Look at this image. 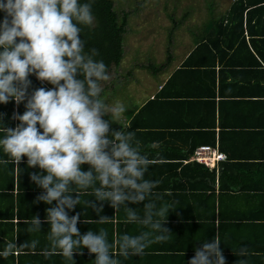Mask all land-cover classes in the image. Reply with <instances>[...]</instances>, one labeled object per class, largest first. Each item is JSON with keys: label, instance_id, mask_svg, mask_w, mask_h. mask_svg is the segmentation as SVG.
<instances>
[{"label": "clouds", "instance_id": "9594fccd", "mask_svg": "<svg viewBox=\"0 0 264 264\" xmlns=\"http://www.w3.org/2000/svg\"><path fill=\"white\" fill-rule=\"evenodd\" d=\"M94 3L0 0V105L13 101L16 105L23 103L25 109L22 114L13 113L11 119L18 121L15 127H6L0 114V153L8 163L18 165L23 157L27 169H37L29 173L30 180L41 189L36 201L50 205L44 217L48 225L46 254L58 253L75 264L73 254L79 255L86 248L94 254L91 264H120L117 256H140L151 244L166 241L172 233L163 224L177 207L158 206L155 201L143 203L159 184L145 178L151 160L139 142H134L132 131L120 126L110 132V122L119 124L127 106L119 101L110 105L102 98V82L109 80L107 65L96 59L98 49L86 50L87 42L81 38L83 28L95 22ZM32 75L53 87L29 92L28 77ZM105 116L108 120L103 119ZM191 160L196 161L193 154ZM82 165H87V170H82ZM88 189H92L94 200L83 203L95 211L96 221L110 220L100 215L103 204H96L107 202L115 211L123 206L127 221L146 229L139 235L120 236L115 255L105 229L81 235L76 226L81 214L68 215L81 205L77 190ZM141 203L143 216L128 206ZM28 231L41 232L38 217L32 216ZM221 242L218 231L211 242L204 240L200 248L194 249L187 264H226ZM37 244L34 239L17 246L13 240L0 249V258H7L19 248L35 249ZM246 252V247L239 248L236 255L244 257Z\"/></svg>", "mask_w": 264, "mask_h": 264}, {"label": "crops", "instance_id": "0c3cea01", "mask_svg": "<svg viewBox=\"0 0 264 264\" xmlns=\"http://www.w3.org/2000/svg\"><path fill=\"white\" fill-rule=\"evenodd\" d=\"M194 47L195 44L190 47V50L184 57L171 67L169 72L162 74L163 79H151L145 72L137 81H132L135 89L132 97L142 101H140V104H134L131 105V108H127L126 114L123 115L118 123L127 124L128 118L130 119L133 116L136 118V114L140 112L139 110L148 100H153L157 94L158 99L150 105V114L142 113V115H139V120H136L142 132H139L138 128L133 131L139 132L138 134L143 142L140 145L143 147H145L144 145L149 146L154 152V156L159 155V150L163 154H166L175 152L177 148L187 149V145H189L195 135V133L192 134L190 131L198 126L211 123V105L209 106V103H204L202 98L208 95L207 93L211 91L212 85L207 79L205 87L201 86L200 77L203 73L200 70L192 72L190 74V78L192 79L187 80L186 83L182 79H175L169 85L166 84L168 78L181 65L182 61ZM245 52L243 51L242 55ZM240 55V53L237 55L239 61L242 59V55ZM227 57L223 59V63L222 61L215 63V113L216 118L218 117V111L220 114L222 113L223 122L226 124L230 123L228 126H231V123L235 122V119L236 122H244L248 121L246 120L247 118L258 115L254 109L256 107H254L253 101L260 97L259 95L261 94L258 92H260L261 88L255 84V71L250 70L251 72H249L245 70L249 68L238 66L241 65L239 63L230 65L225 60ZM140 66L142 68L139 67L137 71H144V65ZM245 79L249 82L245 81ZM218 80L219 88L217 84ZM161 93L163 95L160 96ZM131 101L134 103L133 99ZM192 101L194 103H191ZM4 108V104L0 105V114H3V123L8 127L11 121L9 118L8 120L5 119L6 113ZM249 108H252V110H249ZM185 123L186 126L182 127ZM15 124L16 121L14 120V127ZM244 126H237V128H251V126ZM189 128V133L186 130H181ZM218 131L219 128L216 127L215 147L219 150ZM138 134L136 137H138ZM239 136V138L236 137L238 144H235V147L237 149L239 148V150H243L247 154L261 152L262 154L256 157L264 159V134L259 133L249 138L244 137L243 133L239 132ZM154 143L157 145L155 148L152 147ZM223 153L225 154L226 151ZM236 154L238 153L235 152ZM191 159L192 157L190 160H183L182 163H190L192 162ZM25 161L26 158L22 157L18 165L8 163L7 157L3 153H0V249L6 243L13 240L17 246L23 243L30 244L34 239L38 241V244L35 249L27 247L15 250L7 258H0V264H72L70 260L58 253L46 254L49 248L47 241L48 225L44 222V217L46 214L45 210L50 205L36 201V197L40 194L41 189L36 187L34 182L30 180L29 173L35 172L37 169H27ZM226 161L225 180L229 183L232 181L237 182L239 186L237 189H242L241 191L231 190L235 196L231 195L230 191V195L219 197L216 180L214 197L212 195L208 196L206 193H191L189 190L177 192L168 188H166L167 190L163 189L160 192V201L155 202L158 206L160 204H170L177 207L168 213L166 222L163 224V227H166L172 234L166 241L151 244L140 256L136 255L127 259L117 256L120 264H187L188 260L195 254L188 247L197 246L199 241L205 239L203 238L204 235H201L200 232L206 230L208 233L212 228L215 235L218 231L222 234V241H227V238L231 234L237 233L235 231L244 230L243 237L250 235L253 239V241H246L249 245L251 244L252 247L257 248L264 247V226H252V229H249L251 231L247 227L242 226L243 223L240 224L241 228L233 226L235 221H241L236 220L235 216L244 215V210L247 206L251 207L253 216L264 219L262 218L264 212L260 213L261 208L264 210V162L254 163L250 160L252 164L250 166L248 161H243L241 158L227 159ZM242 164H246L249 167L247 168ZM218 166L219 164L216 163L214 167L216 173H218ZM81 167L82 170L87 169L85 165ZM161 185L164 188L165 184L160 181L159 186ZM77 191H79L81 197V205L75 206L68 215L81 214V220H78L76 225L81 235L89 230L95 232L96 230L105 229L108 232V239L112 243L111 251L114 255L118 251L116 241L120 236L123 234L139 235L141 231L146 230L140 224L127 221V213L123 206L115 211L107 202L97 201L96 204L97 206H100L101 203L103 204L100 213L103 216L108 214L112 209V217L110 218L109 216L110 220L105 223L96 221L98 216L95 211L91 207L87 208L83 203L88 199L94 200L91 197L92 189ZM220 198L224 200L220 201ZM149 201L154 200L146 198L143 203ZM143 203L136 205L129 204L128 206L134 208L138 215L143 216ZM220 214L223 217H219ZM32 216H36L41 220V232L28 231L31 227ZM201 219H205L207 223ZM241 219L247 221L244 217H241ZM82 220L88 223H83ZM217 224L219 227L216 226ZM197 238L202 239L196 241ZM223 246L226 247V243ZM93 259L94 254L90 255L86 248L79 255L73 254L75 264H91Z\"/></svg>", "mask_w": 264, "mask_h": 264}, {"label": "trees", "instance_id": "16d2710c", "mask_svg": "<svg viewBox=\"0 0 264 264\" xmlns=\"http://www.w3.org/2000/svg\"><path fill=\"white\" fill-rule=\"evenodd\" d=\"M114 3L115 0H95L93 5L95 22L92 26L84 27L81 33V38L87 42L85 45L86 50L91 48L98 49L99 55L96 57V59H102L104 61V63L107 65L108 72L111 64L118 65L122 60L123 34L125 33L128 16L127 13H122V15L119 16L114 9ZM209 11L210 12L208 16H213L208 22L209 24L203 26L204 31H202L200 38L197 39V42H195V47L189 52L186 58L182 61L181 65L168 78L166 84L169 85V83L174 82L175 79H182L186 83L187 80L192 79L190 78V74L192 72L200 70L203 73L200 77L201 86L205 87L207 79L212 85L211 91L207 93L208 95L202 98L204 103H209V106L211 105V123H206L198 127L194 126L196 128H191V131L190 128L181 129L186 130L188 133L189 131L192 134L195 133L193 138L194 141L191 140L189 145H187V149L183 150L177 148L175 152H169L166 154H163V152L159 150V155L154 156V152L149 146L147 147L144 145L145 147H143L140 145L143 144V142L138 133L142 132V130L139 129L140 126L136 120H139V115H142V113L150 114V105L155 103V100L158 99L157 94L154 96L153 100H148L146 102V104L139 110L140 112L136 114V118L135 116L131 117L130 119L128 118L127 124L119 123V125L117 123L110 122V132L119 130L120 126L126 131L133 132L136 128L139 130V132H133L134 142H139L142 152L146 154L151 160L148 172L145 173V178L157 180L159 183L161 181L165 184L164 188L163 185L159 186L158 184L153 190L152 195L147 198L148 200L153 199L154 201H160V192L163 191V189L167 190L166 188L177 192H180L181 190H189L191 193H206L208 196H213L215 192L216 181L218 185L219 197L228 196L230 195L231 190L236 191L238 190L237 188H239V186L237 182L232 181L229 183L227 180H225V165L227 163V159L230 160L241 158L243 161H248L250 166H252L250 160H252L254 163L264 162V159L256 157L257 155H261V152L247 154L243 150H239V148L237 149V147H235V144H238L236 137H240L239 132L243 133L244 137L249 138H251L252 135H257L259 133L264 134V0H232L227 10H225L223 13L218 14L213 11V9H209ZM214 12L218 16L214 17ZM2 18L3 13H0V19ZM173 23H175V21H173ZM175 26H177L176 23ZM243 51L246 52L242 55ZM239 53L242 55V59L240 61L237 59V55ZM226 56H228L225 59L228 64L233 65L235 63H239L241 65L238 66L249 68L245 70H248L249 72L255 71V84L261 88L260 92H258L261 94L259 95L260 97L253 101L254 107H256L254 109L257 111L256 113L258 115L249 117L246 119L248 121L244 122H236L235 119V122L231 123V126H228L230 123L226 124L223 122L222 113L220 114L218 111L217 118L215 113V63L220 61L223 63V59ZM170 61L171 56L169 55L166 58L165 63L159 65V68L156 67L158 65L153 66L152 63L144 65L143 68H152V73L156 74L163 68L165 64H169ZM28 79L31 80L29 92L39 87H53L47 82L41 83L40 81L36 80L34 75L29 76ZM245 81H247V79H245ZM218 83L219 80L217 84ZM161 95L163 94L161 93L160 96ZM191 103H194V101ZM4 105V110L6 113L5 119L8 120L9 118L11 121L10 126L8 127H14V120L11 119V117L14 113V110L17 114L23 113L25 110L23 103L16 105L13 101H9ZM249 110H252V108H249ZM103 119L107 120V116L103 117ZM17 123L18 121H16V124ZM128 125H130V127H127ZM244 125L251 126V128H239ZM183 126H186V123L183 124L182 127ZM237 126L239 127L237 128ZM216 127L219 128L218 148L221 151H226V160L224 159L220 162H217V164H219L218 173H216L214 168H208L196 161L183 164V160H190L197 146L206 144L211 147H215ZM137 134L138 137H136ZM108 138L111 139V136L109 135ZM235 152L238 154L235 155ZM242 165L246 166L247 168L249 167L246 164ZM85 167L88 166L85 165ZM241 190H238V192ZM232 191L231 195L235 196V194H232L234 193ZM219 200L221 201L224 199L220 198ZM245 208L244 215L235 216L237 218L236 220H241L242 222L235 221L233 226L239 228L240 224L243 223L242 226L247 227L248 230L252 229V226L257 225L263 227L264 219L253 216L250 206ZM262 212H264V210L261 208L260 213ZM112 214L113 211L111 209L108 214H105L104 216H110L111 218ZM221 215L222 214H220L219 217ZM241 217H244V219L247 221H244L241 219ZM262 218H264L263 215ZM201 220L207 223L205 219ZM240 231L241 230L235 231L237 232L236 234H231V236L227 238V241H222L220 244L222 255L225 258L226 264H237V261H242V264H264V247H252L251 244L249 245L246 242L253 241L252 237L250 235L243 237L244 230L241 232ZM200 233L201 235H204L203 238L205 239H203V241H199L198 239L202 238H197L196 241H199L197 243L198 245L188 247V249L191 248V250L194 251V249L201 247L200 243H203L204 240L206 242H211L215 236L213 228L208 233L206 230ZM220 236L223 240L222 234H220ZM225 243L227 245L226 247L223 246ZM243 247H246V255L244 257L236 255L238 249Z\"/></svg>", "mask_w": 264, "mask_h": 264}, {"label": "rangeland", "instance_id": "374dc122", "mask_svg": "<svg viewBox=\"0 0 264 264\" xmlns=\"http://www.w3.org/2000/svg\"><path fill=\"white\" fill-rule=\"evenodd\" d=\"M231 1L115 0L114 9L117 14H128L123 34V57L118 65L111 64L109 80L102 82V98L110 105L122 102L127 108L140 104L142 100L132 97L135 90L132 81H137L145 72L151 79H163L162 74L169 72L200 38L203 26L208 25L213 17L208 16L209 9L218 14L223 13ZM215 12L214 17L218 16ZM169 55L170 63L165 64L158 73L153 74L152 68L137 71L140 65L148 63L158 65L156 67L159 68Z\"/></svg>", "mask_w": 264, "mask_h": 264}, {"label": "built area", "instance_id": "2783aa9c", "mask_svg": "<svg viewBox=\"0 0 264 264\" xmlns=\"http://www.w3.org/2000/svg\"><path fill=\"white\" fill-rule=\"evenodd\" d=\"M224 157V153L209 145H200L193 152V160L201 162L208 167L215 166L217 161L224 159Z\"/></svg>", "mask_w": 264, "mask_h": 264}]
</instances>
